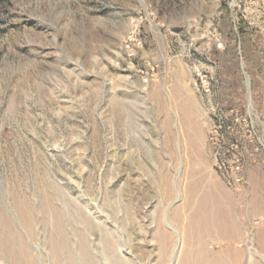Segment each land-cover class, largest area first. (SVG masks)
Wrapping results in <instances>:
<instances>
[{
    "label": "rangeland",
    "instance_id": "obj_1",
    "mask_svg": "<svg viewBox=\"0 0 264 264\" xmlns=\"http://www.w3.org/2000/svg\"><path fill=\"white\" fill-rule=\"evenodd\" d=\"M0 264H264V0H0Z\"/></svg>",
    "mask_w": 264,
    "mask_h": 264
},
{
    "label": "built area",
    "instance_id": "obj_2",
    "mask_svg": "<svg viewBox=\"0 0 264 264\" xmlns=\"http://www.w3.org/2000/svg\"><path fill=\"white\" fill-rule=\"evenodd\" d=\"M201 84H202V87L203 89L208 93L209 92V88H208V85H207V82L205 81L204 77L202 75H199L198 76Z\"/></svg>",
    "mask_w": 264,
    "mask_h": 264
},
{
    "label": "bare ground",
    "instance_id": "obj_3",
    "mask_svg": "<svg viewBox=\"0 0 264 264\" xmlns=\"http://www.w3.org/2000/svg\"><path fill=\"white\" fill-rule=\"evenodd\" d=\"M175 252H176V249H175V251H174V253H173V254H175Z\"/></svg>",
    "mask_w": 264,
    "mask_h": 264
}]
</instances>
